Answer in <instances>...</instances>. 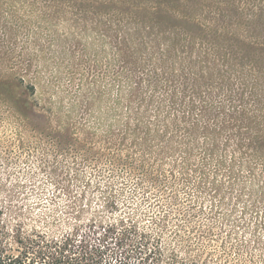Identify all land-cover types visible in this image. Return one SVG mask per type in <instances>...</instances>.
<instances>
[{"label":"rangeland","instance_id":"1","mask_svg":"<svg viewBox=\"0 0 264 264\" xmlns=\"http://www.w3.org/2000/svg\"><path fill=\"white\" fill-rule=\"evenodd\" d=\"M241 1L235 32L231 21L199 28L188 23L205 18L183 17L173 51L156 41L168 29H135L141 16L165 18L155 1L0 0L3 255L137 264L141 233L167 240L133 183L221 178L244 157L241 138L264 134V19H248L264 0ZM111 163L119 175L95 171ZM107 224L116 230L105 237Z\"/></svg>","mask_w":264,"mask_h":264},{"label":"trees","instance_id":"2","mask_svg":"<svg viewBox=\"0 0 264 264\" xmlns=\"http://www.w3.org/2000/svg\"><path fill=\"white\" fill-rule=\"evenodd\" d=\"M112 1L122 3L123 0ZM127 1L139 7L152 1L165 5L162 21L154 23L161 19V15L158 19L141 16L142 20L135 29L150 32L168 29V36H157L156 41L163 39L173 51L183 47L182 31L188 23L183 17L205 18L206 23H188L199 28L219 20L231 21L234 26L230 30L235 32L244 15L241 0H227L224 9L223 5H218L220 2L204 6L198 0H183L182 6L164 0ZM118 10L124 13L128 7L121 4ZM126 17L132 20L136 15L131 17L129 13ZM253 18L264 19V5L260 4L256 13L253 7L249 9L248 19ZM176 23L180 24L178 28ZM259 130L257 126L247 138H241L239 154L244 157L237 160V165L230 166L226 176L203 180L178 178L175 181L171 173H160L150 182L133 183L144 204L143 216L161 224L167 234V240L162 241L163 232L154 237L151 236L153 230L150 234L141 233L137 264H264V134ZM114 167L111 163L95 171L108 176L119 175L118 168ZM121 169L123 177L130 173L124 166ZM101 228L103 236L108 237L116 230V225L107 224ZM0 264L22 262L0 252ZM79 264L107 263L101 257L89 256Z\"/></svg>","mask_w":264,"mask_h":264}]
</instances>
